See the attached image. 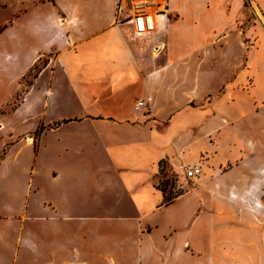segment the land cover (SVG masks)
Returning <instances> with one entry per match:
<instances>
[{"label":"crops","instance_id":"1","mask_svg":"<svg viewBox=\"0 0 264 264\" xmlns=\"http://www.w3.org/2000/svg\"><path fill=\"white\" fill-rule=\"evenodd\" d=\"M117 3L0 0V264H264V0Z\"/></svg>","mask_w":264,"mask_h":264},{"label":"built area","instance_id":"2","mask_svg":"<svg viewBox=\"0 0 264 264\" xmlns=\"http://www.w3.org/2000/svg\"><path fill=\"white\" fill-rule=\"evenodd\" d=\"M170 14L169 0H118L116 21L131 24L135 37L144 38L156 32H165L170 23ZM156 49L159 50V47ZM142 106L143 102L139 101L135 109ZM184 170L186 185L202 173L199 165L186 166ZM183 187V183L179 184L180 189Z\"/></svg>","mask_w":264,"mask_h":264},{"label":"rangeland","instance_id":"3","mask_svg":"<svg viewBox=\"0 0 264 264\" xmlns=\"http://www.w3.org/2000/svg\"><path fill=\"white\" fill-rule=\"evenodd\" d=\"M251 17L249 19H252ZM259 122H263V121H259ZM181 183L182 182H180L179 179L174 174H171L170 178H168L167 180L160 181L158 185L164 191H169V197L171 198L175 196L176 194H178L179 192L186 190V187L188 185L183 183L185 186L182 189H180L179 184ZM190 184H191V181H190Z\"/></svg>","mask_w":264,"mask_h":264},{"label":"bare ground","instance_id":"4","mask_svg":"<svg viewBox=\"0 0 264 264\" xmlns=\"http://www.w3.org/2000/svg\"><path fill=\"white\" fill-rule=\"evenodd\" d=\"M29 142H31V140L29 139Z\"/></svg>","mask_w":264,"mask_h":264},{"label":"trees","instance_id":"5","mask_svg":"<svg viewBox=\"0 0 264 264\" xmlns=\"http://www.w3.org/2000/svg\"><path fill=\"white\" fill-rule=\"evenodd\" d=\"M159 186V185H158ZM160 188V187H159ZM163 190V189H162ZM164 191V190H163Z\"/></svg>","mask_w":264,"mask_h":264}]
</instances>
